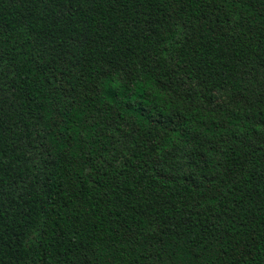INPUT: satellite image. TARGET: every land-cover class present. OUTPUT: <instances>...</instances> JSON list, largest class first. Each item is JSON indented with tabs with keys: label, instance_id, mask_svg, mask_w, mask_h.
Instances as JSON below:
<instances>
[{
	"label": "trees",
	"instance_id": "obj_1",
	"mask_svg": "<svg viewBox=\"0 0 264 264\" xmlns=\"http://www.w3.org/2000/svg\"><path fill=\"white\" fill-rule=\"evenodd\" d=\"M0 264H264V0H0Z\"/></svg>",
	"mask_w": 264,
	"mask_h": 264
},
{
	"label": "rangeland",
	"instance_id": "obj_2",
	"mask_svg": "<svg viewBox=\"0 0 264 264\" xmlns=\"http://www.w3.org/2000/svg\"><path fill=\"white\" fill-rule=\"evenodd\" d=\"M216 101L217 102H225L228 104V98L224 94H216Z\"/></svg>",
	"mask_w": 264,
	"mask_h": 264
}]
</instances>
